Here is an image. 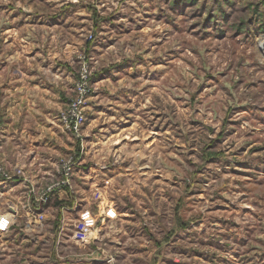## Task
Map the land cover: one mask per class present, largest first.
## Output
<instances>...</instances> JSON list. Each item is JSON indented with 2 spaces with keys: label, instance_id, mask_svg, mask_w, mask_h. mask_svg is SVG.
I'll use <instances>...</instances> for the list:
<instances>
[{
  "label": "clouds",
  "instance_id": "clouds-1",
  "mask_svg": "<svg viewBox=\"0 0 264 264\" xmlns=\"http://www.w3.org/2000/svg\"><path fill=\"white\" fill-rule=\"evenodd\" d=\"M0 264H264V0H0Z\"/></svg>",
  "mask_w": 264,
  "mask_h": 264
},
{
  "label": "rangeland",
  "instance_id": "rangeland-1",
  "mask_svg": "<svg viewBox=\"0 0 264 264\" xmlns=\"http://www.w3.org/2000/svg\"><path fill=\"white\" fill-rule=\"evenodd\" d=\"M215 210H216L217 212H222V211H225V209H224V208H222V207H217Z\"/></svg>",
  "mask_w": 264,
  "mask_h": 264
}]
</instances>
